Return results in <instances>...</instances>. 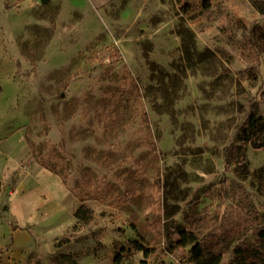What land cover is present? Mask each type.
Returning <instances> with one entry per match:
<instances>
[{"label": "rangeland", "instance_id": "rangeland-1", "mask_svg": "<svg viewBox=\"0 0 264 264\" xmlns=\"http://www.w3.org/2000/svg\"><path fill=\"white\" fill-rule=\"evenodd\" d=\"M253 1L0 0V199L48 171L78 205L26 228V264H195L183 231L237 205L264 226V147L242 135L264 117Z\"/></svg>", "mask_w": 264, "mask_h": 264}, {"label": "trees", "instance_id": "trees-1", "mask_svg": "<svg viewBox=\"0 0 264 264\" xmlns=\"http://www.w3.org/2000/svg\"><path fill=\"white\" fill-rule=\"evenodd\" d=\"M253 2L256 8L261 11V0H254ZM253 34L256 39V45L259 49H264V25L255 27ZM121 58L122 56L118 52L110 60L116 62ZM242 135H244L243 140L246 143H251L255 148L264 147V117L259 115L257 111L251 112L247 118L246 125L242 129ZM26 140L31 142L27 135ZM34 155L40 165L56 173L54 169L43 163L42 158L38 154L34 153ZM242 159L244 157L237 154L235 164L241 171L244 167ZM227 164L230 165L229 160ZM61 179L63 184L69 185L66 174H62ZM91 197L93 196L81 198L83 204L75 211L78 218L82 217L83 214H88L89 209L85 202ZM253 219L254 215L248 212L244 206L237 205L230 213H224L220 222L206 236L199 237L195 232L183 231L181 233L182 244L185 247L191 246V254L195 264H264V226L254 225ZM247 227H252L254 240L250 245L245 244L246 241L243 236L238 237ZM235 237H238V240L231 250V256L228 260L223 261V239H233ZM136 244L138 248L143 249L139 242ZM122 259V256L118 255L115 260L116 264H121Z\"/></svg>", "mask_w": 264, "mask_h": 264}, {"label": "crops", "instance_id": "crops-1", "mask_svg": "<svg viewBox=\"0 0 264 264\" xmlns=\"http://www.w3.org/2000/svg\"><path fill=\"white\" fill-rule=\"evenodd\" d=\"M77 206V198L61 177L48 171L33 184L26 180L19 182L7 198L0 199V264H26V256L34 249L33 237L26 228L40 219L50 224L61 216V213L51 215L52 211L62 208L72 213Z\"/></svg>", "mask_w": 264, "mask_h": 264}, {"label": "water", "instance_id": "water-1", "mask_svg": "<svg viewBox=\"0 0 264 264\" xmlns=\"http://www.w3.org/2000/svg\"><path fill=\"white\" fill-rule=\"evenodd\" d=\"M43 2H48V1H50V0H42ZM0 88H2V86H1V84H0Z\"/></svg>", "mask_w": 264, "mask_h": 264}, {"label": "bare ground", "instance_id": "bare-ground-1", "mask_svg": "<svg viewBox=\"0 0 264 264\" xmlns=\"http://www.w3.org/2000/svg\"><path fill=\"white\" fill-rule=\"evenodd\" d=\"M21 237H22V236H21ZM19 240H21V239H19ZM19 240H18V241H19ZM18 241H17V242H18ZM23 241H25V240H23ZM18 243H19V242H18ZM18 243H17V245H18Z\"/></svg>", "mask_w": 264, "mask_h": 264}, {"label": "built area", "instance_id": "built-area-1", "mask_svg": "<svg viewBox=\"0 0 264 264\" xmlns=\"http://www.w3.org/2000/svg\"><path fill=\"white\" fill-rule=\"evenodd\" d=\"M108 60V59H107Z\"/></svg>", "mask_w": 264, "mask_h": 264}]
</instances>
